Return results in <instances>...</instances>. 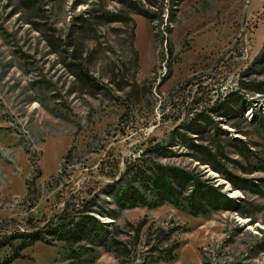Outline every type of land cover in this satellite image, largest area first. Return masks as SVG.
<instances>
[{
  "label": "rangeland",
  "instance_id": "374dc122",
  "mask_svg": "<svg viewBox=\"0 0 264 264\" xmlns=\"http://www.w3.org/2000/svg\"><path fill=\"white\" fill-rule=\"evenodd\" d=\"M30 217L63 231L0 264H264V0H0V219Z\"/></svg>",
  "mask_w": 264,
  "mask_h": 264
},
{
  "label": "trees",
  "instance_id": "16d2710c",
  "mask_svg": "<svg viewBox=\"0 0 264 264\" xmlns=\"http://www.w3.org/2000/svg\"><path fill=\"white\" fill-rule=\"evenodd\" d=\"M87 76H85V79ZM160 180V181H159ZM159 180L156 181L158 184L159 182L161 183L162 189H163V194L159 196L160 200L158 202L154 203V206L158 205L161 202H169L171 204H178V195L174 190L171 188H166L159 178ZM180 184V180L177 182ZM28 187V191H29ZM115 197H116V202L119 204L120 207H127L129 209L135 208V207H143L146 204V202L143 200L139 192L136 190H129L127 188H118L115 191ZM199 197L201 199H205L201 196L199 193ZM208 202L207 205L208 207H215V202H212V198L207 197ZM67 202L64 204L66 205ZM149 207H153L152 205H149ZM189 213L192 216H197V215H205L207 213L206 208L204 209V206H200L198 209L193 205H191L188 208ZM60 221L59 223H63V220L61 217L58 218ZM65 222V220H64ZM23 224H17L14 220L10 219H0V250L10 246L11 244H14L17 241H20L24 247H28L33 245L36 242H44L45 240V235H54L55 233L59 232V228L63 227V224H58L56 225H50L48 223L44 224L43 226H39V223H37L36 220H34L32 217L23 220ZM13 224V225H12ZM71 226L66 225V228H70ZM63 231V230H61ZM60 231V232H61ZM174 250L169 251L164 260V262L172 260L174 256ZM19 254L15 256V258H19ZM4 262L3 264H5Z\"/></svg>",
  "mask_w": 264,
  "mask_h": 264
}]
</instances>
